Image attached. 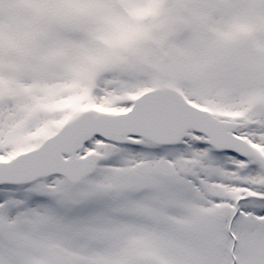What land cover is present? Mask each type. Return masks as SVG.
Wrapping results in <instances>:
<instances>
[{
	"label": "snow or ice",
	"instance_id": "1",
	"mask_svg": "<svg viewBox=\"0 0 264 264\" xmlns=\"http://www.w3.org/2000/svg\"><path fill=\"white\" fill-rule=\"evenodd\" d=\"M0 264H264V0H0Z\"/></svg>",
	"mask_w": 264,
	"mask_h": 264
}]
</instances>
